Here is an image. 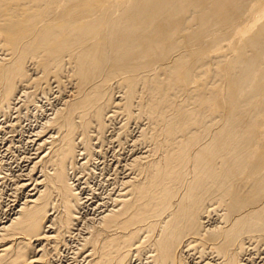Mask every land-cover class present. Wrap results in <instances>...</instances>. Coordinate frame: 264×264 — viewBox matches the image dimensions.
<instances>
[{"label":"bare ground","instance_id":"obj_1","mask_svg":"<svg viewBox=\"0 0 264 264\" xmlns=\"http://www.w3.org/2000/svg\"><path fill=\"white\" fill-rule=\"evenodd\" d=\"M0 264H264V0H0Z\"/></svg>","mask_w":264,"mask_h":264}]
</instances>
